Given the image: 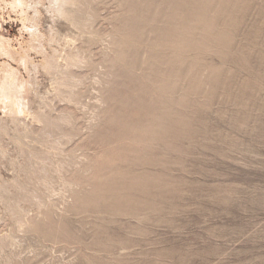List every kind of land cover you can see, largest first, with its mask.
<instances>
[{"label": "rangeland", "instance_id": "rangeland-1", "mask_svg": "<svg viewBox=\"0 0 264 264\" xmlns=\"http://www.w3.org/2000/svg\"><path fill=\"white\" fill-rule=\"evenodd\" d=\"M14 1L0 264H264V0Z\"/></svg>", "mask_w": 264, "mask_h": 264}, {"label": "bare ground", "instance_id": "bare-ground-1", "mask_svg": "<svg viewBox=\"0 0 264 264\" xmlns=\"http://www.w3.org/2000/svg\"><path fill=\"white\" fill-rule=\"evenodd\" d=\"M27 1L28 0H16L9 5H11L12 8H14V9L15 8H21L24 11L25 7L27 6ZM53 1L57 4V10H58L59 14H61V15H68V12H67L68 5H72L75 3V0H53ZM34 32L36 34L35 28H34ZM38 37H39V35H38ZM37 39H39V38H37ZM39 46H40V44H39ZM34 50H37V49H34ZM0 52H1V54L10 57V52L5 48V46H3L2 43H0ZM36 52H39V51H36ZM41 54L44 55L43 60L41 62V65L43 66V68L47 69L48 71L54 69L56 67L55 66L56 63H58V62L57 61L55 62V59L53 57L46 56L44 54V51H41ZM11 55H12V53H11ZM21 60H22V58H21ZM23 61H24V59H23ZM26 63H27V61H26ZM33 65L34 64H32L31 66H33ZM26 66H27V64H26ZM0 67H1V69H0V100L2 102V106L4 109L8 110V112H11L12 114L13 113L16 115L23 114L27 109V103L25 100L26 97L23 94V87H24L23 83L19 82L17 73L15 71L11 70L10 68L6 67L5 64L0 66ZM35 67H37V66L35 65Z\"/></svg>", "mask_w": 264, "mask_h": 264}]
</instances>
